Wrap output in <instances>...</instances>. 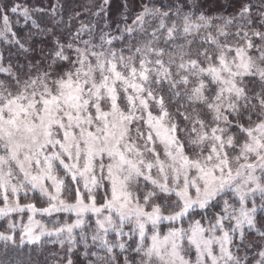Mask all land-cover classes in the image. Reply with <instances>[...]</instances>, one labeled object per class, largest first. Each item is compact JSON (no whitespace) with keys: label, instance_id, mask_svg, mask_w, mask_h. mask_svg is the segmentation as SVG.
Listing matches in <instances>:
<instances>
[{"label":"snow or ice","instance_id":"snow-or-ice-1","mask_svg":"<svg viewBox=\"0 0 264 264\" xmlns=\"http://www.w3.org/2000/svg\"><path fill=\"white\" fill-rule=\"evenodd\" d=\"M0 264H264V0H0Z\"/></svg>","mask_w":264,"mask_h":264},{"label":"trees","instance_id":"trees-1","mask_svg":"<svg viewBox=\"0 0 264 264\" xmlns=\"http://www.w3.org/2000/svg\"><path fill=\"white\" fill-rule=\"evenodd\" d=\"M44 0H27V3L30 4V5H38V4H41L43 3ZM118 2V0H117ZM13 19H15V17H13ZM15 29L19 32V33H23L24 31H26V27L24 26L23 24V20L21 19V22L19 25H16L15 26ZM15 59V58H14Z\"/></svg>","mask_w":264,"mask_h":264}]
</instances>
